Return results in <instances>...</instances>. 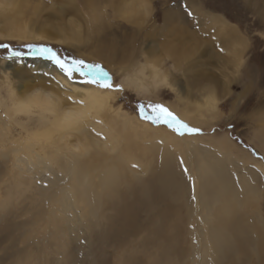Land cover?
<instances>
[{
  "label": "rangeland",
  "instance_id": "rangeland-1",
  "mask_svg": "<svg viewBox=\"0 0 264 264\" xmlns=\"http://www.w3.org/2000/svg\"><path fill=\"white\" fill-rule=\"evenodd\" d=\"M20 22L64 42L8 39ZM0 43L101 63L124 89L17 77L3 61L55 65L0 48V264H264V0H0Z\"/></svg>",
  "mask_w": 264,
  "mask_h": 264
},
{
  "label": "snow or ice",
  "instance_id": "snow-or-ice-1",
  "mask_svg": "<svg viewBox=\"0 0 264 264\" xmlns=\"http://www.w3.org/2000/svg\"><path fill=\"white\" fill-rule=\"evenodd\" d=\"M24 47L27 49L26 52L13 49L9 44L0 43V48L10 50L8 59H21L25 56L41 58L51 62L69 81L80 86L95 87L104 91H124L122 86L114 82L113 75L101 63L61 56L53 47L45 44H26ZM69 100H71L70 97ZM79 103L82 104L83 101ZM137 114L154 125L163 124L181 136L185 134H202V129L190 126L162 103H140L137 108ZM184 170L187 172L186 168Z\"/></svg>",
  "mask_w": 264,
  "mask_h": 264
},
{
  "label": "bare ground",
  "instance_id": "bare-ground-1",
  "mask_svg": "<svg viewBox=\"0 0 264 264\" xmlns=\"http://www.w3.org/2000/svg\"><path fill=\"white\" fill-rule=\"evenodd\" d=\"M62 10V9H61ZM61 13L63 12L60 11ZM168 19V18H167ZM8 27L13 29V33L10 35H7L6 37L10 40H15V41H21L25 43H39V42H45L48 44H53V45H58L64 42L63 39H61L58 35L60 30H56L55 32L47 30L44 24L41 23H30V25L25 24V23H9L7 25ZM63 27V26H62ZM62 27L60 29H62ZM64 29V27H63ZM5 64H7V67H9L13 72L14 76L17 77H22V73L19 72L15 67L19 66L18 64L22 63L25 67H27L30 71L34 70H45V71H51L55 72L58 69L56 67H53L52 65L45 63L43 60L40 59H35V60H28V61H18L17 60H11V61H3ZM14 67V68H13ZM99 89H95L96 95L98 97V92ZM81 97V96H80ZM33 98H36L37 101H44L52 105V107L57 109V112L59 111V114L62 116L63 119L67 121H73L77 120L80 112L79 110H66L64 108V105L61 104V100L57 99V101H53L50 95H40V94H35ZM83 98V97H82ZM100 98V97H99ZM106 97H104L103 100H105ZM102 99V98H100ZM83 102L84 100L81 99ZM81 104V103H80ZM83 104V103H82Z\"/></svg>",
  "mask_w": 264,
  "mask_h": 264
}]
</instances>
